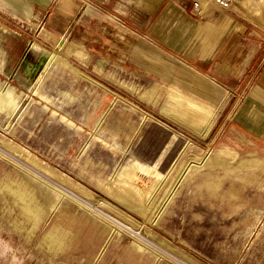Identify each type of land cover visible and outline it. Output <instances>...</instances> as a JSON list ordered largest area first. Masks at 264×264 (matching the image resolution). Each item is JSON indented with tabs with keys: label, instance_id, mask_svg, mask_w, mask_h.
<instances>
[{
	"label": "rangeland",
	"instance_id": "rangeland-1",
	"mask_svg": "<svg viewBox=\"0 0 264 264\" xmlns=\"http://www.w3.org/2000/svg\"><path fill=\"white\" fill-rule=\"evenodd\" d=\"M236 6L242 2L226 11L264 22V6L251 16ZM16 7L20 12L0 0V186L19 183L41 198L35 221L0 192V264H264V167L243 164H264V139L240 117L256 74L235 92L221 88L216 121L201 136L162 113L173 92L201 101L178 75L162 73L161 63L180 62L153 49L160 60L138 54L98 65L84 45L56 38ZM50 52L93 84L59 62L46 69ZM123 82L156 88L157 100H141ZM115 122L121 128L112 136ZM172 135L177 140L157 168L162 177L123 170L133 163L152 170ZM193 155L225 162L183 174ZM169 188L171 199L162 195ZM51 232L61 246H48Z\"/></svg>",
	"mask_w": 264,
	"mask_h": 264
},
{
	"label": "crops",
	"instance_id": "crops-1",
	"mask_svg": "<svg viewBox=\"0 0 264 264\" xmlns=\"http://www.w3.org/2000/svg\"><path fill=\"white\" fill-rule=\"evenodd\" d=\"M1 1L9 10L15 12H20L16 7L20 3L26 11L31 12L30 18L37 20L56 38L66 39L67 43L84 45L89 60L98 65L113 59L137 58L140 54L154 61L160 60L159 55L151 52L153 49L170 56L180 63H161L162 73L171 75L173 72L182 78L187 84V92L191 91L193 78L201 75L218 96L212 101L215 108L222 106L225 97L222 87L235 92L241 83L255 73L256 83L247 97L244 113L240 117L244 116L245 127L250 133L264 139L263 21L259 22L253 17H247L249 20L243 19L235 15L234 11L229 13L230 11L216 9L211 4L204 3V0H201L198 8H195L198 0ZM54 66L57 65L47 60L46 69ZM59 68L91 83L63 66ZM43 75L38 84L41 83ZM174 88L184 92L175 85ZM129 107L142 114L138 106ZM120 128L119 122L113 123L110 128L112 136H116ZM176 140L177 135L170 137L156 158L152 170L142 168L137 163L123 167V170L129 172L139 169L150 171L155 178L162 177L163 174L157 168ZM96 141L100 142L98 139ZM100 143L109 151L117 153L108 142Z\"/></svg>",
	"mask_w": 264,
	"mask_h": 264
},
{
	"label": "bare ground",
	"instance_id": "bare-ground-1",
	"mask_svg": "<svg viewBox=\"0 0 264 264\" xmlns=\"http://www.w3.org/2000/svg\"><path fill=\"white\" fill-rule=\"evenodd\" d=\"M240 1L242 2V8H239L236 6L233 9H235V10L240 9L244 13H248V14L250 12H252L251 8H255V10H256V7L259 8V7L264 6V0H243V1L240 0ZM249 5L252 7L249 8L248 7ZM253 14H254V12H253ZM249 15L251 16L252 14H249ZM59 45H60L59 46L60 48L64 47V45L62 43ZM33 47H37V45L33 44ZM59 50H61V49H59ZM48 61H49V63L59 62L60 64L64 65L66 68H69L70 70H72L76 73H80V71L77 70L76 68H74L70 63L61 59L57 52H50V54L48 56ZM127 83L123 82L122 86H124L126 89H128L132 93L136 94L141 100L146 101L148 103H151L152 100H157L154 98L155 93H156V88L149 87L147 89H140L134 84H127ZM191 92H194L195 95H198L199 98L201 99V101L193 102V101L188 100V99L182 97L181 95H178V94L173 92V93H170V98H169L170 100H168V104H169V107L171 109H164L162 111V113L166 117L171 118L173 121L179 122L182 126L189 129L190 131L194 132L195 134L205 136L212 129V127L216 121L215 114H216L217 110L215 107L210 105V102L213 101L218 96L216 95V93H215L214 89L211 87V85L208 84L202 77L200 78L198 76L194 77V80H193L192 85H191ZM223 153L226 155H230L229 152L223 151ZM221 161H223V163H224L225 159H220V158L213 159L211 157H207L206 159L200 161L199 157L193 155V157L191 159L187 160L186 164L182 168V172H183V174H185L186 172L188 173L191 169L194 172H196V171L204 168L206 165H208L210 163H213L214 166H217L219 162L221 163ZM33 163H34V161H33ZM203 163H205V164L202 165ZM244 163H247V164L250 163L254 167H256L255 165L260 166V163L262 164L261 161H244L243 164ZM225 166H227V165H225ZM38 167L44 173H49V175L53 174V172L49 171V169H47L46 167H43L41 165H38ZM239 167H240V165H239ZM131 172H133V171H131ZM134 175H136V174H134ZM3 189H5V192L3 191ZM2 191L4 192V194L7 192L11 196H13L14 201L18 205L21 206V211L24 214H29V215L34 217L35 221H38L40 207H39V203L37 202V200H39L38 198H41V196L39 195L38 192L35 191L33 195H31L29 192L26 193L24 191V189H22L19 186V183L11 184V185L5 186V187L0 186V192H2ZM172 194H173L172 188H169L167 191L163 192L162 195L164 197L168 196V198L171 199ZM49 206H51V204H49ZM143 209H144V207H143ZM47 242H48V246L50 248H57V246H61V244H62V243H59V239L56 237V235H54L53 232L49 233Z\"/></svg>",
	"mask_w": 264,
	"mask_h": 264
},
{
	"label": "built area",
	"instance_id": "built-area-1",
	"mask_svg": "<svg viewBox=\"0 0 264 264\" xmlns=\"http://www.w3.org/2000/svg\"><path fill=\"white\" fill-rule=\"evenodd\" d=\"M204 1H206L209 4L215 5L223 10H229L234 2V0H204ZM200 2L196 3V7H198Z\"/></svg>",
	"mask_w": 264,
	"mask_h": 264
}]
</instances>
